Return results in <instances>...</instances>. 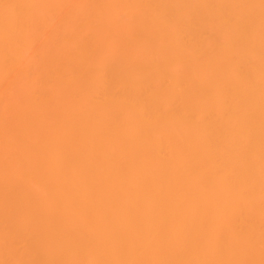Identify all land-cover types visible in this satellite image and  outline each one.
Segmentation results:
<instances>
[{
    "label": "bare ground",
    "instance_id": "bare-ground-1",
    "mask_svg": "<svg viewBox=\"0 0 264 264\" xmlns=\"http://www.w3.org/2000/svg\"><path fill=\"white\" fill-rule=\"evenodd\" d=\"M0 264H264V0H0Z\"/></svg>",
    "mask_w": 264,
    "mask_h": 264
}]
</instances>
